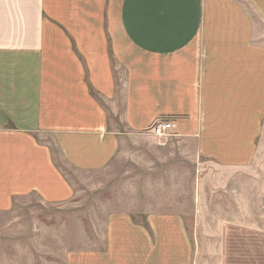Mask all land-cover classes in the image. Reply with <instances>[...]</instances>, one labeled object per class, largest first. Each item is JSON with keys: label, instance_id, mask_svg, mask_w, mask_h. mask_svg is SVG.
<instances>
[{"label": "crops", "instance_id": "1", "mask_svg": "<svg viewBox=\"0 0 264 264\" xmlns=\"http://www.w3.org/2000/svg\"><path fill=\"white\" fill-rule=\"evenodd\" d=\"M160 118L172 137L148 133ZM263 138L264 0H0V215L33 199L68 205L78 192L63 166L91 176L127 153L187 174L208 161L246 191ZM208 179L192 181L194 211L174 202L189 199L188 177L137 189L139 207L110 212L104 238L65 264H264V223L237 220L264 215L262 192L233 188L236 218L198 235ZM4 248L0 264H16Z\"/></svg>", "mask_w": 264, "mask_h": 264}, {"label": "rangeland", "instance_id": "2", "mask_svg": "<svg viewBox=\"0 0 264 264\" xmlns=\"http://www.w3.org/2000/svg\"><path fill=\"white\" fill-rule=\"evenodd\" d=\"M140 143L142 148L148 145L163 147L159 144L161 143L159 140L151 138L143 139ZM169 143L177 142L172 140ZM132 148H134L133 145L129 147L131 151ZM158 154V152L155 153L156 156ZM189 163L191 164L188 167V174L187 167H179L180 163L177 162L166 164L157 162L153 164V167L149 166V163H143L140 167L139 163H134L132 155L127 153L119 157L107 170L91 176L76 173L63 166L65 174L77 188L75 201L64 206H46L33 199L19 204L11 215H0V243L9 242L14 249L4 248L3 250L13 252L16 264H65L66 253L69 250L92 246L104 238L106 219L110 212L124 209L135 210V207L140 204L134 199L137 189L145 190L143 193L150 190L156 192L157 189H169L173 186V181L179 179L184 182L188 177L189 181L182 183L181 190L183 189L184 193L189 195V199L174 202L186 211L196 210L199 200L195 199L193 194L198 189L192 181L202 175L209 179L206 180L205 187L202 189L206 193L202 200L205 216L201 215L198 235L201 238L215 239L218 221L236 218L226 214L236 210V202L231 199L230 191H233L234 195V190L243 193L242 198L250 193L255 196L259 192L264 194V167L261 165H256L253 171L248 173L249 176H253V183L250 184L249 190L244 191L245 187L235 181L229 184L226 178L230 176L229 169L215 167L208 161L195 167L192 163L197 162L190 160ZM254 163H264V148L259 149L257 161ZM135 179H138L139 183L135 182ZM215 192L221 195L218 199H214ZM254 201L257 202L258 199ZM215 204L217 208L220 206L222 209L221 215L215 208ZM238 204H245L244 199H241ZM237 218L240 220L238 222L242 223H245L247 219L261 226L264 223V215L259 212L254 216H237ZM188 219L190 230L195 229L193 217L190 216ZM202 227L210 228L211 232L202 230Z\"/></svg>", "mask_w": 264, "mask_h": 264}, {"label": "built area", "instance_id": "3", "mask_svg": "<svg viewBox=\"0 0 264 264\" xmlns=\"http://www.w3.org/2000/svg\"><path fill=\"white\" fill-rule=\"evenodd\" d=\"M175 131V122L173 119H157L148 129V133L157 138L172 137Z\"/></svg>", "mask_w": 264, "mask_h": 264}]
</instances>
